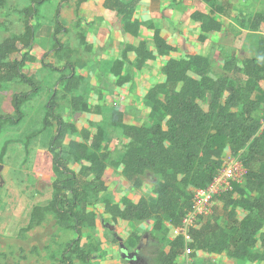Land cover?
I'll list each match as a JSON object with an SVG mask.
<instances>
[{"label": "trees", "instance_id": "1", "mask_svg": "<svg viewBox=\"0 0 264 264\" xmlns=\"http://www.w3.org/2000/svg\"><path fill=\"white\" fill-rule=\"evenodd\" d=\"M49 1L29 0V5L19 11L22 34L0 44V89L15 82L30 88L12 96L15 116L0 114V134L5 126L18 125L23 120V106L40 91L26 68L35 61L33 52L37 48L33 20ZM86 1L78 0L77 11ZM200 1L220 16L230 13L228 2ZM140 2L104 1L105 8L119 18L123 32L139 40L137 45H126L122 57L109 67L117 87L122 88L131 79L127 73L129 54L135 55L139 72L149 62L166 60L161 81L145 96L149 104L146 121L128 125L123 112L111 111V125L124 138L117 161L110 160L107 131L101 124L88 122L79 131L62 116V100L71 98L75 113L87 112L90 107L78 95L83 78L77 73L74 51L59 36L68 33L62 22V6L59 7L53 47L46 54L57 65L42 64L59 75L43 120L44 129L55 130L48 146L53 191L46 206L33 209L26 231L41 226L47 216H52L62 229L75 235L51 264H90L95 257L92 253L103 251V243L90 248L84 242L85 228L96 230L102 225L111 237L110 243L120 246L113 230L122 223L153 225L148 232L118 234L129 254L128 264H178L187 250L192 252L188 257L208 254L240 264L264 263V36L257 39L254 56L242 60L236 55L227 56L221 64L223 74L214 75L211 55L181 56L153 26L148 27L153 31L149 41L136 18ZM5 4L6 0H0V8ZM191 19L202 29L201 40L206 39V34L222 30L212 14L195 12ZM247 23L237 24L244 30L260 31L264 13L254 14ZM80 39L86 44L82 34ZM109 105L105 102V106ZM227 155L243 164V182L234 183L232 191L215 197L213 215L188 232L189 241L183 236L169 239L166 225L174 231L180 228L184 216L193 210L195 192L214 181ZM110 165L119 168L123 180L136 190L145 187L147 175L157 177L154 199L106 196L105 176ZM96 203H101L102 215L88 211ZM240 211L246 213L243 218Z\"/></svg>", "mask_w": 264, "mask_h": 264}, {"label": "rangeland", "instance_id": "2", "mask_svg": "<svg viewBox=\"0 0 264 264\" xmlns=\"http://www.w3.org/2000/svg\"><path fill=\"white\" fill-rule=\"evenodd\" d=\"M77 2L78 0H50L40 8L39 14L33 20V26L37 29V48L33 52L35 61L26 68V73L30 72L34 77L40 91L23 106V120L18 125L5 126L0 134V264H51L53 258L58 257L65 246L75 239V235L62 229L52 216H47L41 226L26 231L33 209L46 206L53 191L54 174L48 146L55 130L53 127L44 129L43 120L45 107L59 75L52 73L42 64L46 62L57 65L55 60L50 56L46 57V54L53 47L52 37L57 26L59 7L62 6L66 12L63 25L68 31L61 32L59 36L62 43L74 51L73 61L77 62V73L83 78L78 95L90 107L87 112L75 113L72 99L62 100V116L66 121L73 123L79 131L88 122L101 124L107 131L106 145L109 147L111 161L120 158L124 140L122 133L111 125V111L123 112L125 123L128 125L146 121L149 104L145 96L162 78L161 69L166 60L149 62L144 70L139 72L135 68V55L129 54L127 73L131 79L122 88L117 87L115 78L108 71L109 67L114 60L122 57L126 45H137L139 40L127 37V40H122L119 48L112 41L109 46L108 44L98 46L93 43L95 41L91 42L88 40V33L91 32L87 29L88 26L83 22L79 23V18L73 13ZM219 2H228L230 13L220 16L210 7L212 16L222 26V30L219 33L215 32L211 39L214 75L223 74L221 64L227 56L236 55L240 60L254 56L256 41L260 36H264V26L258 32H251L237 24L243 22L244 25H248L247 20L254 14L264 13V0ZM28 5L29 0H6L5 6L0 8V44L7 42L14 35L22 34L19 11ZM80 34L85 37L86 44L81 42ZM143 34L149 41L152 39L148 27L144 26ZM86 46H90V49ZM29 90V87L16 82L0 89V114L15 116L11 107L12 96ZM107 101L110 102V107L105 106ZM73 168L78 170L77 166ZM156 179L154 175H147L144 179L145 187L136 190L123 180L119 168L110 165L105 176V183L108 186L106 196L116 199L143 197L152 200L155 197L153 183ZM88 211L102 215L103 208L101 203H96L89 207ZM239 215L243 218L246 213L240 211ZM152 226L151 223H122L121 227L114 229L113 232L119 234L124 231L129 236L134 232H148ZM165 234L169 239L176 237L168 224ZM84 242L90 248L102 242L104 252L105 244L106 246L111 244V237L102 225H98L96 230L85 228ZM112 245L120 248L119 245ZM98 254L92 253L93 256Z\"/></svg>", "mask_w": 264, "mask_h": 264}, {"label": "crops", "instance_id": "3", "mask_svg": "<svg viewBox=\"0 0 264 264\" xmlns=\"http://www.w3.org/2000/svg\"><path fill=\"white\" fill-rule=\"evenodd\" d=\"M105 0H87L81 5L79 11L73 9L81 23L88 26V40L95 41L98 46L122 45V40L134 39L123 32L121 22L117 15L108 11L104 6ZM129 1V0H123ZM211 9L200 0H141L136 13V18L144 26H153L161 31L162 36L173 46L179 55H211V39L214 33L206 34V39L201 40L203 34L198 23L191 17L195 12L211 15ZM213 11V10H212ZM62 13V22L65 15ZM93 31V32H92ZM151 38L153 31L150 30ZM128 43V41H127ZM131 43V42H130ZM104 252L94 257L90 264H124L119 249L112 244H105ZM178 264H237L224 256L198 254L196 257L183 256Z\"/></svg>", "mask_w": 264, "mask_h": 264}, {"label": "built area", "instance_id": "4", "mask_svg": "<svg viewBox=\"0 0 264 264\" xmlns=\"http://www.w3.org/2000/svg\"><path fill=\"white\" fill-rule=\"evenodd\" d=\"M264 131V122L262 126ZM246 171L241 161L227 155L223 162L222 169L218 172L214 181L204 190H197L193 198V210L187 213L180 228L174 232L176 236H183L186 241L190 240L188 232L197 223L203 222L214 213L215 197L233 190L234 183H242ZM190 250L186 251L185 256L191 255Z\"/></svg>", "mask_w": 264, "mask_h": 264}, {"label": "water", "instance_id": "5", "mask_svg": "<svg viewBox=\"0 0 264 264\" xmlns=\"http://www.w3.org/2000/svg\"><path fill=\"white\" fill-rule=\"evenodd\" d=\"M114 238L117 239V241L120 244V251L122 252L121 257L124 264H128V258L129 254L127 253L126 247L124 246L123 239L119 237L117 233H114Z\"/></svg>", "mask_w": 264, "mask_h": 264}]
</instances>
